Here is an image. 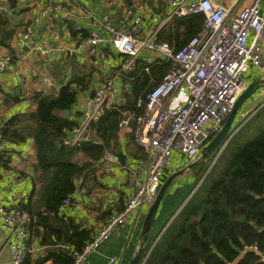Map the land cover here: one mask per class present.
<instances>
[{"label": "crops", "instance_id": "1", "mask_svg": "<svg viewBox=\"0 0 264 264\" xmlns=\"http://www.w3.org/2000/svg\"><path fill=\"white\" fill-rule=\"evenodd\" d=\"M2 1L7 3L10 12L4 14L0 11V58L10 54L13 60L5 71L0 72V207L16 209L30 216L27 223L30 251L23 264H72L74 251L81 250L112 215L125 208L133 190L132 180L137 166L145 164L149 158L147 150L135 139V117L140 111L137 113L138 109L126 107L122 112V120H130L127 130L122 126L108 130L103 124H99V128L96 125L98 134L107 136L106 139L100 138L96 129L91 127L92 142L107 145L104 156L92 160L79 152L74 160L91 162V168L76 178V189L67 197L71 202L66 204L65 199L57 212L48 211L40 194L43 182L38 172L37 145L28 129L32 123L30 115L38 109L37 95L58 97L64 86L73 89L75 102L54 108L55 114L75 126L60 139V143L72 146L66 140L72 138L74 130L83 123L88 98L113 81L117 102L124 106L129 94L127 90L132 88L130 81L121 74L125 57L113 48L110 32L106 28V16L116 29H127L130 18L141 15L145 19L144 30L147 31L151 16H166L169 6L167 0H0V4ZM219 1L226 5L231 2ZM251 2L246 0L247 4ZM58 4L60 8L56 9ZM131 9L134 15L122 25L120 20ZM261 10L264 14V0L261 1ZM27 27L33 33L31 49L38 46L48 48L59 43L67 45V49L55 56H41L25 44ZM94 32L103 35L105 41L97 46L81 47V40ZM262 43L264 45V39ZM156 57L159 62L156 64L169 61L165 56ZM260 76L257 69L251 68L245 77L249 85ZM185 97L184 90L175 101ZM258 106L264 107V85L240 107L229 140L223 141L213 159H201L200 155L191 162L179 152H174L170 165L163 173L162 183L171 175L176 177L164 194L147 239H144L143 230L150 207L143 206L127 224L115 228L98 250L90 255L89 264H130L140 251L142 256L145 245L153 236L156 239L149 253L141 263V256L139 258L138 264H145L155 244L204 182V176L211 171L229 142L247 126L249 122L244 119L251 113L250 110ZM15 118L25 121L13 126L19 129L13 131L24 140L17 141L16 136L7 139L3 135L7 123ZM262 126L261 120L252 124L251 135ZM108 153L114 154L115 159L107 158ZM199 159L206 161L210 167L197 183L199 172H193L192 168ZM8 234L7 229L0 228V264H16L7 243ZM248 250L257 251V248L249 247ZM113 258L115 262H111Z\"/></svg>", "mask_w": 264, "mask_h": 264}, {"label": "built area", "instance_id": "2", "mask_svg": "<svg viewBox=\"0 0 264 264\" xmlns=\"http://www.w3.org/2000/svg\"><path fill=\"white\" fill-rule=\"evenodd\" d=\"M261 1L252 0L247 4L246 0H231L226 5L219 0H167V15L151 16L147 31L144 30L143 16L130 18L134 15L132 9L120 20L124 25L131 19L127 29H116L106 16V28L110 32L113 48L125 57L121 72H131L140 60L147 64L145 69L150 70L153 64L159 63L156 56H165L172 62L169 71L146 98L137 101L140 112L135 117V139L147 150L149 158L145 164L137 166L127 204L122 211L112 215L81 250L74 251L72 264H89L90 255L98 250L116 227L127 224L143 206H152L174 152H179L191 162L200 157L204 145L220 132L239 96L248 87L245 76L251 68L264 76V14ZM55 8L59 9L60 4ZM0 11L10 12L5 1L0 4ZM192 14L205 16L203 28L179 50L158 39L162 29L176 17ZM32 36V29L27 27L24 38L29 48ZM104 41L103 35L94 32L80 44L81 47H89ZM66 49L67 45L59 43L31 50L41 56H55ZM12 60L10 54L1 57L0 72L5 71ZM184 90L186 97L176 102ZM120 105L114 82L109 81L87 99L84 121L66 143L80 146L90 140L92 124L101 119L106 110ZM121 126L129 129L130 120H123ZM107 158L113 160L115 156L108 153ZM70 202V199L65 200L66 204ZM0 215V228L9 232L7 243L14 261L23 264L30 251L27 230L30 216L4 207H0ZM115 261L111 259V262Z\"/></svg>", "mask_w": 264, "mask_h": 264}, {"label": "trees", "instance_id": "3", "mask_svg": "<svg viewBox=\"0 0 264 264\" xmlns=\"http://www.w3.org/2000/svg\"><path fill=\"white\" fill-rule=\"evenodd\" d=\"M204 20L203 14L176 17L172 24L162 29L158 39L179 50L203 28ZM171 62V59L162 61L146 70L147 64L138 61L131 72H122L132 85L127 90L126 105L106 110L104 116L92 124L93 129L96 125L99 128V124L108 130L118 129L126 107L138 109V113L137 101L146 98L161 81L171 68ZM75 99L69 86H64L58 97L40 93L37 95L38 109L30 115L32 123L28 129L37 145L38 172L43 182L40 194L48 211L59 210L62 201L75 191L76 178L92 166L91 162L79 163L74 160L75 156L82 152L92 160H99L107 149L106 144L94 143L92 139L79 147L60 143L75 126L55 114L54 108L72 105ZM260 120L263 126L251 135L250 126ZM24 122L19 118L9 121L4 137L16 136L17 141H21L23 138L13 131V126ZM205 162L198 163L201 168L197 170V183L210 167ZM155 239L149 238L139 263L147 256ZM249 247L257 251L248 250ZM263 256L264 107L232 138L204 182L165 230L145 264H264Z\"/></svg>", "mask_w": 264, "mask_h": 264}, {"label": "water", "instance_id": "4", "mask_svg": "<svg viewBox=\"0 0 264 264\" xmlns=\"http://www.w3.org/2000/svg\"><path fill=\"white\" fill-rule=\"evenodd\" d=\"M263 85H264V76H260V77L256 78L255 80H253L248 85L246 90L239 96L232 112L228 116V118H227L224 126L220 130V132L216 136H214L210 141H208L207 144L204 145L202 152H201V159H208L211 157L213 158L215 155H218V153H219L218 149L221 146V144L223 143V141H225L227 138L229 140L228 136L230 134L231 127L234 123V120L236 118V115H237L240 107L245 103V101H247L252 96H254L257 93V91ZM125 118H127V116H125ZM217 151H218V153L216 154ZM194 164H196V163H194ZM206 175L204 177H206ZM175 177H176L175 174L171 175L164 183H162V185L159 189L157 198H156L155 202L152 204V206L150 207L149 212L146 216V220H145V224H144V230H143V233L145 236L144 239H147L149 232H150V229H151V227L155 221V218H156V215L158 213V209H159L161 201L164 197V194L167 191L169 185L175 179ZM242 219H244V216L242 217ZM140 256H141V251L132 259L130 264H138Z\"/></svg>", "mask_w": 264, "mask_h": 264}, {"label": "rangeland", "instance_id": "5", "mask_svg": "<svg viewBox=\"0 0 264 264\" xmlns=\"http://www.w3.org/2000/svg\"><path fill=\"white\" fill-rule=\"evenodd\" d=\"M260 108H261V107H259V106H258V107H254V108H252V109L250 110L251 113L245 117V119H244L245 122H251L252 119H250L249 121H247V119H248L252 114H255V115H256V114L259 112L258 110H259ZM256 109H257V110H256ZM261 109H262V108H261ZM261 109H260V110H261ZM239 114H240V113H239ZM255 115H254V116H255ZM258 126H259V125H258ZM206 144H207V143H206ZM200 160H201V159H199V160L197 161V165L194 166V167L192 168V169H193V170H192L193 172H195V171H197L199 168H201V164H198V163L200 162ZM210 163H211V161H210Z\"/></svg>", "mask_w": 264, "mask_h": 264}]
</instances>
